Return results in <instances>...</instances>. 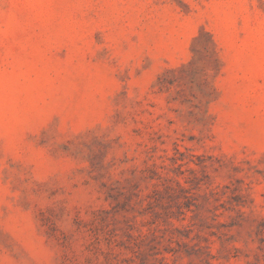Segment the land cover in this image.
<instances>
[{
	"label": "rangeland",
	"instance_id": "obj_1",
	"mask_svg": "<svg viewBox=\"0 0 264 264\" xmlns=\"http://www.w3.org/2000/svg\"><path fill=\"white\" fill-rule=\"evenodd\" d=\"M0 264H264V0H0Z\"/></svg>",
	"mask_w": 264,
	"mask_h": 264
}]
</instances>
